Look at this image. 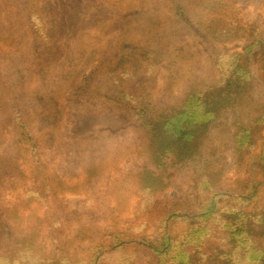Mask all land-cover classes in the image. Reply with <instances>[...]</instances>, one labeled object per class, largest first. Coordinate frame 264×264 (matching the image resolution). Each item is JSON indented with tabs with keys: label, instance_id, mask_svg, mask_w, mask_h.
Masks as SVG:
<instances>
[{
	"label": "rangeland",
	"instance_id": "374dc122",
	"mask_svg": "<svg viewBox=\"0 0 264 264\" xmlns=\"http://www.w3.org/2000/svg\"><path fill=\"white\" fill-rule=\"evenodd\" d=\"M127 1L123 21L107 33L110 20L106 16L111 15L106 7L115 0H37L39 13L34 15L24 12L26 0H0V154L14 156L15 168H19V173L0 179L3 255L28 247L48 258L60 255L62 248L73 261L96 263L94 259L100 258V264H157L147 243L166 230L173 239L181 238L194 227L193 220L209 229L203 232L201 243L207 249L205 242L209 241L220 254L240 244L239 234L233 232L241 221L248 227L247 219L254 215L258 202L264 208V0H209L205 8H197L192 19L179 17L165 0ZM127 22L131 36L124 48L133 55L141 42L133 22L165 26L161 34L151 37L156 40L152 46L157 47L150 58L158 72L152 92L166 101L178 99L168 105L176 116L199 121L194 124L198 139L189 166L178 165L167 186L146 199L138 179L152 157L150 144L128 124L100 128L113 119L98 117L86 90L87 83L93 89L94 69L117 50L121 24ZM38 24L55 34V46L61 50L50 60L45 75L51 76L48 88L39 94L47 92L51 115L46 113V101L31 100V93L41 86L38 76L22 86L26 77L22 68L31 61L27 55L34 44V27L40 29ZM81 26L90 37H82ZM81 40L93 42L95 54L68 89L57 88L60 77L72 71L71 53ZM173 42L177 46L170 51ZM170 78L173 92L167 98ZM116 103L123 108L116 112L123 119L137 108L129 101ZM16 110L24 112L35 156L20 147L15 154L21 132ZM161 111L164 107L158 113ZM208 111L212 114H206ZM82 122L94 131L104 130L95 147L99 149H95L98 159L93 183L87 180L90 163L82 162L78 142L73 139ZM22 143V147L28 144ZM35 161L46 167L54 183L52 193L57 195L49 192L43 199L41 195L46 193L40 189L35 196L30 193L35 186ZM198 169L209 177L195 183ZM149 170H158L155 161ZM215 194L222 196L216 200L217 214L209 223L198 220L195 215L202 203ZM185 211L189 218H180ZM169 213H174L170 219ZM226 221L230 229L224 227ZM250 227L257 224L250 223ZM228 264L244 263L234 258Z\"/></svg>",
	"mask_w": 264,
	"mask_h": 264
},
{
	"label": "trees",
	"instance_id": "16d2710c",
	"mask_svg": "<svg viewBox=\"0 0 264 264\" xmlns=\"http://www.w3.org/2000/svg\"><path fill=\"white\" fill-rule=\"evenodd\" d=\"M27 3L24 5V12H29L34 15V13H39V7L37 6V0H26ZM209 0H165V5L171 11H176L179 17L183 19H192L198 13L197 8L202 6L206 7ZM111 4V3H107ZM35 7L38 9L36 10ZM129 7L127 0H115L109 7L107 5L106 9L111 15H107L108 29L107 33H111V29L114 27H119V23L124 19V13L122 9ZM135 12H132L130 17L133 16ZM122 18V19H121ZM126 19V18H125ZM112 22L117 24L112 25ZM127 23L121 24L122 31L119 34L117 50L113 53L111 52L105 59H103L99 66L94 69L91 76H95L91 86L87 87L86 90L90 92L92 98L90 99V104L95 107L96 114L98 117L112 118L113 122L107 124L108 122H103L100 128H117V126H125L128 124V128H133L139 134L140 138L151 146L152 157L150 161L145 163V171L143 176L139 178V187L141 189L144 198H150L154 192H160L165 186H167V180L170 177L172 171H174L178 165L189 166L190 161L194 157V148L197 145V135L194 133V124L199 122L196 118H180L173 113L170 103H175L177 100L172 102L166 101L162 96L160 98H155L152 89L154 86L155 78L154 76L158 74L156 72L157 68L153 59L150 58L154 54L157 47L152 46L155 39L151 37H157L161 34L163 27L161 24H143L141 22H133L134 32L141 36V42L135 49L137 53L129 52L124 48V45L129 42L131 32L129 31L130 25ZM37 25V24H35ZM39 25V24H38ZM169 26V25H168ZM33 29L34 44L28 51V58L31 59L30 62L22 69L24 70L25 76L22 80V86L29 85L32 81L34 75L38 76L41 86L31 93V100H35L34 103H38L40 100L46 101V106L49 110L46 111L47 114L51 115V102L48 96L45 99V94L39 95L46 91L48 88L46 83L50 81L51 76H45L49 70L50 60L54 59L59 55V48L55 46V34L47 29L45 26L39 25ZM119 29V28H118ZM82 37H90L91 33L86 31L85 26L79 27ZM98 38V37H97ZM170 43V41H169ZM93 42H85L84 40L79 41V43L74 47L71 53V66L72 71L65 77H60L58 80L57 88L63 90L68 89L73 82L81 75L85 70L87 65L92 59V55L95 54ZM168 50L175 49L177 43L173 42ZM176 45V46H175ZM125 49V50H123ZM145 52L147 50V55ZM142 51V52H139ZM171 58L172 54L168 53ZM147 59V61H145ZM177 61H174V65ZM137 68V69H136ZM71 70V69H70ZM137 70V71H135ZM141 70V71H139ZM44 75V77H43ZM174 79L175 77L172 76ZM171 79L167 80L166 90L167 98H172L171 90ZM55 88V90L57 89ZM138 91H137V90ZM55 90L50 92L51 100L54 102L53 95ZM136 90V91H135ZM14 94V93H13ZM128 99H125V98ZM14 103L17 101L15 96H13ZM129 101V104H135L137 106L136 110L131 111V114L123 119L122 116L117 115V111L123 109L118 107L116 102ZM161 103L163 106H160ZM165 103V104H164ZM17 104V103H16ZM158 105V106H157ZM129 106V105H127ZM178 107V105H175ZM45 107V108H46ZM164 107V111L158 113L160 108ZM18 113L17 122L19 123L21 132L19 134V141H17V147L15 154L18 155L20 149H23L28 155L35 156L34 148L31 143V139L27 132V127L24 120V112L16 110ZM174 116H169V113ZM158 115L156 116L155 114ZM206 114H212L207 112ZM94 114H91V117ZM96 115V116H97ZM115 115V116H114ZM84 120V119H83ZM132 123V125H130ZM136 123V125H133ZM143 126L145 130H137ZM158 127L164 128V130L158 129ZM96 131L89 128L85 122L76 126L73 139L78 142V149H80L81 159L83 163H90L87 170V180L93 183V177L95 176L94 165L98 159V154L95 149L97 143H100L102 136H99L104 130ZM121 128V127H118ZM94 132V133H93ZM143 132V133H142ZM92 135V136H91ZM96 135L98 137H96ZM95 140L91 143V139ZM250 137V136H249ZM251 137L253 134L251 133ZM250 137V138H251ZM22 142H28L27 146L22 147ZM22 145H24L22 143ZM251 145V143L249 144ZM202 146V145H201ZM18 148V149H17ZM26 153V154H27ZM200 156H203L200 153ZM205 159L209 160V156L204 155ZM14 156L7 154H0V179L3 175L10 176L19 173V168H15ZM157 163L158 170L150 172L151 163ZM44 168V171L42 170ZM34 175L33 179L35 186L30 190L33 196L36 195L38 189L41 192H45L41 196L43 199L46 198L47 194L57 195L56 192L52 193L54 183L52 177L46 173V167L40 163V161H35L34 164ZM197 183L199 179H206L209 175L206 172L201 173V169L197 170L196 176ZM90 183V184H91ZM60 185V183H59ZM207 187H211L212 184L209 180L206 182ZM32 196V197H33ZM222 199V196L211 195L206 201L202 203L199 211L196 213V218L198 220H204L205 223H209L212 215L217 214V201ZM258 206L255 208V213L249 218L248 227L242 223L239 228H235L234 234L240 236L239 245L229 249L224 250L220 254L215 253L214 247L209 241H206L207 248L201 243V236L203 232L209 231L208 228L201 225L199 222L193 220V228H190L188 232L184 233L181 238H174L166 230L164 234L159 236L154 241H149L147 247L154 257L158 260L157 264H228L234 258L240 259L244 264H264V208L261 207V203L258 202ZM184 215L179 216L182 219H188V213L182 212ZM174 213L168 214V219L173 216ZM218 215H220L218 213ZM249 216V215H248ZM244 216H240L243 218ZM250 223H256L257 227H250ZM224 227L230 229L232 226L229 222H224ZM88 238V237H87ZM58 239V238H57ZM19 244V243H18ZM100 250L105 248L99 246ZM61 254L56 256H51L48 258H43L38 254H35L28 247L20 248L19 250H13L10 254L0 253V264H100V258H95L96 263H87L85 260L73 261L68 251H63L61 248ZM242 259H241V258ZM208 259V260H207Z\"/></svg>",
	"mask_w": 264,
	"mask_h": 264
}]
</instances>
